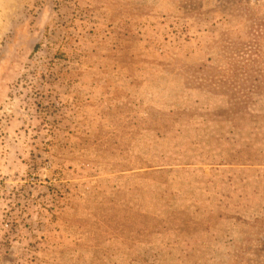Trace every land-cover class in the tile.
Wrapping results in <instances>:
<instances>
[{
  "label": "rangeland",
  "instance_id": "1",
  "mask_svg": "<svg viewBox=\"0 0 264 264\" xmlns=\"http://www.w3.org/2000/svg\"><path fill=\"white\" fill-rule=\"evenodd\" d=\"M0 264H264V0H0Z\"/></svg>",
  "mask_w": 264,
  "mask_h": 264
}]
</instances>
